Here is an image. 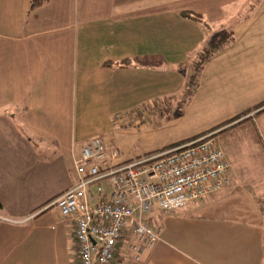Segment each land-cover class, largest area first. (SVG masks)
<instances>
[{
  "label": "crops",
  "instance_id": "crops-1",
  "mask_svg": "<svg viewBox=\"0 0 264 264\" xmlns=\"http://www.w3.org/2000/svg\"><path fill=\"white\" fill-rule=\"evenodd\" d=\"M33 1L0 0V264H79L75 223L57 211L32 216L75 187L74 163L92 138L126 163L264 102V0H42L32 10ZM220 34L231 40L187 97ZM127 116L142 151L128 150V128L106 135ZM249 122L264 144V113ZM231 178L234 187L183 209H154L155 248L114 264H264L262 194Z\"/></svg>",
  "mask_w": 264,
  "mask_h": 264
},
{
  "label": "built area",
  "instance_id": "built-area-1",
  "mask_svg": "<svg viewBox=\"0 0 264 264\" xmlns=\"http://www.w3.org/2000/svg\"><path fill=\"white\" fill-rule=\"evenodd\" d=\"M213 134L126 163L101 138L75 161V187L32 217L57 211L75 223L79 264H114L119 255L141 262L159 241L146 215L172 213L229 185L230 165Z\"/></svg>",
  "mask_w": 264,
  "mask_h": 264
},
{
  "label": "rangeland",
  "instance_id": "rangeland-1",
  "mask_svg": "<svg viewBox=\"0 0 264 264\" xmlns=\"http://www.w3.org/2000/svg\"><path fill=\"white\" fill-rule=\"evenodd\" d=\"M219 36H221V38ZM219 36L218 37L220 39L219 38L216 39V41H218V43H220L221 40L224 42H227V43L231 40V36H225V35L223 36L222 34H220ZM214 40H215V38H214ZM205 56H206V54L203 55V57H205ZM199 66H200V63H197L195 65V70H198ZM194 77H195V75H194ZM194 77L192 79H194ZM195 80L194 81L192 80V86L190 87L191 92H193V90L195 91V89H196L195 87H193L196 85ZM197 84H198V79H197ZM168 102H170V101H167V102L164 101V108L166 109V110H164L165 114H168L170 111V105L171 104H168ZM176 104H179L180 105L179 107L182 108L184 102L180 101V103H176ZM179 109L176 108V111H179ZM251 115H252V117H250ZM253 115H255V113H252L249 116L243 117L240 121H244L246 119H250L249 121H251V119H253ZM225 117L226 116L223 114L218 118H213L214 120H213V122L210 123L212 125H210L211 127H209V128L211 129V128L225 122V121H223V120H225L224 119ZM128 118H129V116H127L126 118L118 119L117 124H119V125H116L115 126L116 128L112 129V130H114L113 132L106 133V135H114V137L116 138V137H118V133H117L118 131L123 130L125 128H128V130L125 131L126 135L123 137V139L127 142L128 150L132 151V152L142 151L143 146H141V145H142L143 140H144L143 138H145L144 134L141 135V133L139 132L140 129H138L136 127H131L129 125L121 124L122 123L121 120H127ZM129 120L134 121V119H132V118H130ZM249 121L244 122L243 124L236 126L235 128L230 129V130L223 132V133H221V131H224L225 128L219 130L218 131L219 134H218V136L215 137V141L222 148V150H224V153L227 156V159L230 163L229 185L227 187H224L223 189L229 188V187H234V185H236V182L234 183L232 181L233 178H231V174L233 177H236V178H239L240 175H241V177H244V178L246 177L245 179H247L248 182H246L247 180H245L244 183H242L241 185L244 186L243 184H245V186H247V184H248L249 186H251V185L255 184L257 186V189H256L257 193L262 194V195L257 197L256 201H258V203L260 204V207H262L263 215H264V144L259 139V134H258L255 126L253 125V123H251ZM145 122H147V124H148V119ZM149 124H150V122H149ZM204 127H206V126H204ZM197 130H201V129H197ZM135 138H137V139H135ZM255 143H257V144L255 145ZM131 145L135 146V147L131 148ZM141 158H144V157H141ZM70 174H71V172L69 173V176H67V177H71ZM239 179H241V178H239ZM73 182H74V177H73ZM237 184H240V183H237ZM75 185H73V186H75ZM44 191H46V192H44L46 194V193H49L48 191H50V190H49V188H46V189H44ZM31 200L37 201L39 199H31ZM51 201H49V203ZM154 212H155V210H154ZM154 212H152L149 215H146V218L149 219L148 224L151 225L152 227L155 226L154 220H155L156 214Z\"/></svg>",
  "mask_w": 264,
  "mask_h": 264
},
{
  "label": "trees",
  "instance_id": "trees-1",
  "mask_svg": "<svg viewBox=\"0 0 264 264\" xmlns=\"http://www.w3.org/2000/svg\"><path fill=\"white\" fill-rule=\"evenodd\" d=\"M42 3H43L42 0H34L32 6H31V9H32V10H33V9H36V8H37L38 6H40ZM223 42H224V41L221 40V42L218 43V41L214 40L213 43H212L208 48H206V49L203 51V53L201 54V56H200V60H199V62H198V63H200V66H199L198 70H195V68H194V71H192V75H191V77L189 78L188 83H187V86H186V94H187V97H189L190 95H192V94L194 93V90H193V92H191V89H190V87L192 86V80L194 81V80L196 79V80H195L196 85L193 86V87L196 88V86H197V79H198L199 73H200V71H201L203 65L208 61V59L210 58V56L213 55V53L217 50V48L222 47V46L224 45L225 42H224V43H223ZM210 48H211V49H210ZM209 49H210V50H209ZM205 54H206V56L203 57V55H205ZM194 75H195V77H194ZM193 77H194V79H192ZM252 113H255L254 116H258V115L263 114V113H264V102H262V103H260V104H258V105H256V106H254V107H252V108H250V109H247L246 111H244L243 113H241V114L238 115L237 117H234L233 119H231V120H229V121H226V122H224V123H222V124H220V125H218V126L212 128L211 130H209V131H207V132H204V133H202V134H200V135H197V136H195V137H193V138H191V139H188V140H186V141H183V142L177 143V144H175V145H172V146L166 147V148L162 149L161 151H166V150H170V149H173V148H178V147L184 146V145H186V144H188V143H191V142H193V141H195V140H197V139H200V138H202V137H204V136H206V135H208V134H213V133H214L213 137H214V139H215V137L218 136V134H219V132H218L219 130L225 128L224 131H221V133H223V132H226V131H228V130H230V129L235 128L236 126H239V125L243 124L244 122L249 121L250 119H246V120H244V121H240V120H241L243 117H245V116H249V115L252 114ZM251 120H252V119H251ZM239 121H240V122H239ZM161 151H158V152L152 153V154H150V155L157 154V153H159V152H161ZM53 200H54V199H53ZM48 203H49V202H48ZM48 203H47V204H48ZM47 204H45L43 207H45ZM1 208H2V204H1V201H0V209H1Z\"/></svg>",
  "mask_w": 264,
  "mask_h": 264
}]
</instances>
